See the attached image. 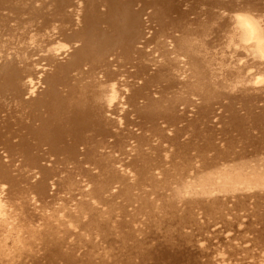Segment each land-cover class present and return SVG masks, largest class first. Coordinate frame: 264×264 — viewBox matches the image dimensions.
Masks as SVG:
<instances>
[{
  "label": "bare ground",
  "instance_id": "1",
  "mask_svg": "<svg viewBox=\"0 0 264 264\" xmlns=\"http://www.w3.org/2000/svg\"><path fill=\"white\" fill-rule=\"evenodd\" d=\"M264 264V0H0V264Z\"/></svg>",
  "mask_w": 264,
  "mask_h": 264
},
{
  "label": "rangeland",
  "instance_id": "2",
  "mask_svg": "<svg viewBox=\"0 0 264 264\" xmlns=\"http://www.w3.org/2000/svg\"><path fill=\"white\" fill-rule=\"evenodd\" d=\"M221 264H223V263H221Z\"/></svg>",
  "mask_w": 264,
  "mask_h": 264
}]
</instances>
